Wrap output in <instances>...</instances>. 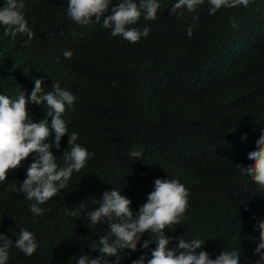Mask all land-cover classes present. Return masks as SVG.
<instances>
[{
  "label": "trees",
  "instance_id": "16d2710c",
  "mask_svg": "<svg viewBox=\"0 0 264 264\" xmlns=\"http://www.w3.org/2000/svg\"><path fill=\"white\" fill-rule=\"evenodd\" d=\"M158 2L156 20L142 14L132 25L150 28L136 43L111 36L102 20L73 22L68 0H24L28 27L36 34L30 44L24 43L26 35L5 36L0 26V95L16 99L24 89L27 98L35 79L43 81L45 93L59 82L77 97L62 114L68 133L77 132V143L92 154L68 187L39 205L44 209L39 216L30 211L35 201L12 191L26 178L35 155L8 172L0 183V233L15 240L23 228L34 233L38 244L30 257L10 248L8 264H76L81 255L94 258L99 253L89 246L110 227L107 222L91 225L80 203L92 210L114 188L131 199L136 212L156 178L177 179L189 191L186 219L165 230L173 237L169 249L176 248L178 239H203L197 252L205 250L210 258L238 249L240 264L259 259L254 249L257 224L264 219V189L236 164L252 163L247 154L264 131V0L247 8L222 7L214 15H209L207 0L182 15L180 10L170 13L176 0ZM66 50L72 52L70 59L64 58ZM27 108L30 120L47 118L51 126L46 105L29 101ZM53 139L54 133L47 142ZM67 139L61 138L59 150L51 149L61 167L63 151L71 148ZM133 148L142 151L140 161L128 155ZM67 210L81 216L74 218ZM151 235H142L135 252L125 250L120 264H131L142 254L151 258L155 241L140 247Z\"/></svg>",
  "mask_w": 264,
  "mask_h": 264
},
{
  "label": "clouds",
  "instance_id": "9594fccd",
  "mask_svg": "<svg viewBox=\"0 0 264 264\" xmlns=\"http://www.w3.org/2000/svg\"><path fill=\"white\" fill-rule=\"evenodd\" d=\"M250 2L254 0H207L209 15H214L222 7L247 8ZM204 3L205 0H176L170 13H177V10H180L179 15L184 10L193 13ZM160 8L158 0H118L115 5H112L111 0H68L67 15L79 25H90L102 20V26L111 29V36H121L136 43L149 35L150 28L145 26L141 30L132 25L139 21L142 14L145 20H156ZM24 10V0H5L3 7H0V26L4 28V35L11 36L13 40L17 34L26 35L24 43L27 45L36 34L28 27ZM233 27H236L234 20ZM187 35L192 36L191 26L187 28ZM63 55L65 59H70L72 52L66 50ZM52 88L53 91L45 93L43 81L35 79L34 88L27 98L24 89L19 91L16 99L0 95V183L6 181L8 172L21 167L22 162L34 154L35 158L27 168L26 178L19 183L18 188L15 185L12 187L13 192L23 193L25 199L35 201L30 205L34 216L43 214L44 209L39 205L45 204L68 187L73 173H79L92 155L87 148L77 143V132L68 133L66 122L62 119L66 108H71L77 97L62 89L59 82L52 83ZM29 101L46 105L47 117H51L50 127L47 118L38 122L29 119ZM53 133L54 139L47 142ZM65 135L68 138L67 145H71V148L63 151L64 166L61 167L51 149L55 147L59 150L61 138ZM246 138L245 133L241 139ZM255 144V150L247 154L252 163L236 166L242 175L251 177L260 189H264V131L260 132ZM128 155L133 161H140L142 151L133 148ZM188 196V189L177 179L156 178L146 202L136 212L130 207L131 199L114 188L105 191L95 203L98 207L92 210H86L87 205L81 202L80 209L91 225L107 222L110 230L98 243L94 241L89 246L90 251L98 252L99 255L94 258L87 254L81 255L76 264H120L127 255L125 250H137V244L145 232L152 234L151 239L144 240L140 247L147 249L153 240L156 247L151 250V258L142 254L132 260L131 264H145V261L146 264H240L238 249L223 250L214 259L205 250L197 252L206 243L203 239H178L176 248L167 247L173 237L166 235L165 230H174L177 225H182L189 207ZM67 214L74 218L81 216V212L77 210H67ZM257 227L260 235L254 254L259 259L255 264H264V252L261 251L264 249V219L258 221ZM15 235L16 239L13 240L0 233V264H8L9 249L12 247L29 257L36 252L38 244L33 232L21 228ZM110 257L115 259H109Z\"/></svg>",
  "mask_w": 264,
  "mask_h": 264
}]
</instances>
